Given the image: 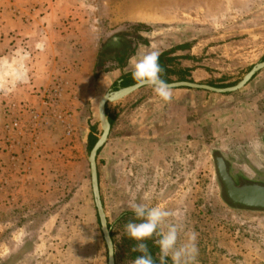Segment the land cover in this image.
<instances>
[{"label": "rangeland", "instance_id": "374dc122", "mask_svg": "<svg viewBox=\"0 0 264 264\" xmlns=\"http://www.w3.org/2000/svg\"><path fill=\"white\" fill-rule=\"evenodd\" d=\"M84 4L87 23L75 30V54L57 51L49 60L23 61L37 75L30 77L33 92L27 99L6 96V45L0 39V264H108L91 186L88 138L102 136L99 102L120 89L124 55L128 60L140 46L163 36L186 42L182 51L197 53L195 61L209 73L194 83L217 88L237 85L264 61V0ZM256 80L234 93L203 92L213 101L200 119L201 139L186 147L181 204H164L178 190L155 181L147 155L132 156L127 146L123 157L121 147L110 160L98 154L116 264H134L141 255L132 251L137 242L124 227L134 220L133 202L163 205L176 214L170 221L177 219L184 232L196 233L194 264H264V213L234 209L223 200L213 160L214 153H221L233 167L243 166L254 181L264 183V73ZM142 96L137 91L124 99V107L108 105L109 115L123 118L111 131L113 149L120 135L132 132L130 118L138 117L133 109ZM119 158L121 174L115 167ZM146 243L158 260V247L152 240Z\"/></svg>", "mask_w": 264, "mask_h": 264}, {"label": "crops", "instance_id": "0c3cea01", "mask_svg": "<svg viewBox=\"0 0 264 264\" xmlns=\"http://www.w3.org/2000/svg\"><path fill=\"white\" fill-rule=\"evenodd\" d=\"M84 6V0H4L0 4V39L3 40V47L6 45V96H16L15 98L19 100L28 98L32 90L30 77L37 75L30 71L26 62L23 63L27 57L38 62L51 59L49 54L57 51V54L68 52L75 54L76 48L73 42L77 36L75 30L83 29L87 23ZM171 39L169 36H163L150 41L146 46H140L123 67L125 76L117 81L120 88L128 87L125 83L130 80L132 74L130 63L132 59L151 51H159L162 55L166 51L186 44ZM27 46L32 48L27 51ZM187 52L178 50L169 56L172 60L169 67L171 69L178 67V70H174V73L167 77L170 83L182 81L175 76L181 73L186 75L187 69L191 70L189 80L193 82H199L197 80L199 77L205 78L209 75L203 68L204 64L195 61L198 54L191 51L187 54ZM187 55L190 58L186 57ZM52 59L54 60L55 57ZM191 60L196 62L195 65ZM263 73L264 69L252 80L257 81L256 78ZM138 91L142 93L144 99L133 109L139 115L130 118L132 132L120 135L114 144V149L110 146V134L108 142L99 153L100 159L110 160L113 151H117L119 147L122 155L120 157H123L122 152L126 146L130 148L132 156L141 158L147 155L148 163L154 171L155 181L167 183L170 191L178 190L171 193L169 200L164 204H181L180 190L184 185L186 171L183 165H186L188 156L185 154L186 147L192 141L201 139L203 126L200 119L204 109L209 108L213 100L211 96L203 94L204 90L190 88L172 89L173 98L168 103L163 102L147 86ZM206 92L211 95L218 94L208 91L204 93ZM125 102L126 100L123 99L116 103H123L124 107ZM121 120H123L122 116H115L112 128ZM134 128L138 131H133ZM136 149L139 153H135ZM123 164L121 158L116 159L115 167L120 169V174L123 173Z\"/></svg>", "mask_w": 264, "mask_h": 264}, {"label": "clouds", "instance_id": "9594fccd", "mask_svg": "<svg viewBox=\"0 0 264 264\" xmlns=\"http://www.w3.org/2000/svg\"><path fill=\"white\" fill-rule=\"evenodd\" d=\"M160 52L151 51L131 60L132 78L138 86H147L163 102L173 98L172 89L162 78V67L159 63ZM260 145L257 143L256 147ZM134 220L125 224L127 236L136 241L132 251L141 253L134 264H155L149 252L147 241L152 240L159 249V264H194L198 249L196 233L184 232L183 224L174 218L176 214L168 211L163 205L149 207L145 203L130 205ZM181 233L185 239L181 241Z\"/></svg>", "mask_w": 264, "mask_h": 264}, {"label": "water", "instance_id": "95a60500", "mask_svg": "<svg viewBox=\"0 0 264 264\" xmlns=\"http://www.w3.org/2000/svg\"><path fill=\"white\" fill-rule=\"evenodd\" d=\"M264 69V61L256 64L250 72L237 85L228 88H217L210 85L198 84L190 81L169 83L171 89L190 88L204 90L218 94H229L243 89L254 76ZM145 86H138L137 83L120 88L117 91L105 94L99 102V120L102 127V136L98 139L90 152L89 164L91 174V186L95 206L100 222V228L108 251V264H116L115 244L112 237L108 216L103 204L97 158L99 151L106 145L111 134L112 125L109 121L106 107L110 103L119 102ZM215 176L220 186L223 200L232 208L251 212L264 213V183L249 179L236 180L231 173V168L221 153L213 155Z\"/></svg>", "mask_w": 264, "mask_h": 264}, {"label": "trees", "instance_id": "16d2710c", "mask_svg": "<svg viewBox=\"0 0 264 264\" xmlns=\"http://www.w3.org/2000/svg\"><path fill=\"white\" fill-rule=\"evenodd\" d=\"M188 46H179L175 49H172L170 51H166L164 52L162 55H160L159 57V63L163 69L162 71V78L165 80L166 83H170V80L167 78L169 75L173 74L174 73V69H171L169 67V65H171L170 63L172 62L171 58L169 57L171 54L175 53L176 51L178 50H183L185 48H187ZM127 56H123L121 59H120V62L122 64H125V62L127 61ZM190 69H187V72H186V75L184 74H179V79H181L182 81H190V82H193L192 80H189V76H190ZM178 75V74H176ZM136 84V82L133 80L132 78V74H130V80L125 83L126 86H130V85H134ZM211 86V85H210ZM106 111H107V115H108V118H109V121L111 123V125L113 126L114 125V122H115V117H112L111 115H109V109H108V105L106 107ZM89 142H90V148L92 149L94 147V145L97 143L98 141V138L95 137L93 134H91L88 138ZM101 151V150H100ZM99 151V153H100ZM112 237H113V240H114V234L112 232ZM115 243V241H114ZM153 258L155 257V252L154 251H149ZM154 261H155V264H158V260L156 258H154Z\"/></svg>", "mask_w": 264, "mask_h": 264}, {"label": "flooded vegetation", "instance_id": "af4514ba", "mask_svg": "<svg viewBox=\"0 0 264 264\" xmlns=\"http://www.w3.org/2000/svg\"><path fill=\"white\" fill-rule=\"evenodd\" d=\"M231 168V173L235 177L236 180L240 181L242 179H249V180H255L254 176H251L247 170L243 168V166H236L233 167L232 163L228 160H226Z\"/></svg>", "mask_w": 264, "mask_h": 264}]
</instances>
